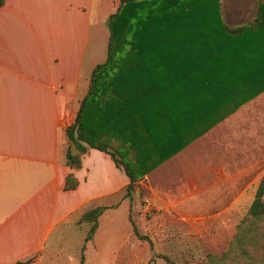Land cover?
I'll use <instances>...</instances> for the list:
<instances>
[{"label":"crops","instance_id":"obj_1","mask_svg":"<svg viewBox=\"0 0 264 264\" xmlns=\"http://www.w3.org/2000/svg\"><path fill=\"white\" fill-rule=\"evenodd\" d=\"M260 1L220 0L222 23L229 28L249 25ZM118 2L5 0L0 5V264H16L45 252L85 210L107 206L98 217L97 230L101 217L119 205L125 204L128 212L129 201L119 194L124 193L129 179L108 153L87 148L78 154L80 167L72 168L65 164L62 148L64 129L73 122L97 63L90 65L89 73L83 72V62L89 60L85 56L90 35ZM247 35L236 37L225 53L193 58L206 62L256 59L260 63L255 68L263 75L264 37L253 30ZM240 43L244 47L238 50L235 45ZM26 61H34V93L55 92L64 78L62 103L34 100L24 111ZM209 65L206 72L214 74V65ZM232 74L224 70V75ZM240 79L247 91L264 84V76L254 80L249 70ZM222 98L205 103L182 98L174 114L177 118L189 116L188 126L176 121L175 126H164L155 140L142 136L137 151L116 152L141 174L133 199L141 195L162 209L183 203L216 204L220 197H229L226 193L232 189L248 187L246 154L264 152L263 127L257 122L259 117L264 120V87L236 103L233 111L231 106L237 101L227 98L221 107ZM67 105H73L74 111L68 109L65 122ZM209 105L213 109L206 113L202 106ZM69 173L78 184L66 190L64 180Z\"/></svg>","mask_w":264,"mask_h":264},{"label":"trees","instance_id":"obj_2","mask_svg":"<svg viewBox=\"0 0 264 264\" xmlns=\"http://www.w3.org/2000/svg\"><path fill=\"white\" fill-rule=\"evenodd\" d=\"M4 1L0 0V5ZM105 26L106 56L93 66L89 87L79 102L73 122L64 129L67 140L64 162L72 168L81 164L80 155L69 154L70 139L81 153L87 148L108 153L129 179L123 197L129 201L127 218L132 231L151 246L150 238L138 232L130 216L132 194L141 174L116 152L137 151V141L142 136L155 140L164 126H175L176 121H184L188 126L189 116L177 118L174 114L175 105L182 98L205 103L212 98L219 100L224 94L221 107L230 97L237 101L233 104L236 107V103L263 89L264 84L255 91H247L241 85V75L248 70L254 80L264 76L255 68L260 63L256 59L219 58L206 62L193 57L225 53L231 49L232 42L248 36L252 30L256 36L264 37V0L258 4L252 22L236 28L222 23L218 0H119L116 9L106 18ZM235 46L238 50L244 47L241 43ZM208 64L214 65V74L206 72ZM224 70L233 74L224 75ZM202 108L206 113L213 109L210 105ZM77 184L71 173L66 175L64 189H73ZM263 196L264 172L257 181L246 215L237 224L227 247L219 254L206 253V264H264ZM106 208L95 206L82 212L76 220L79 224H88L79 264H83L85 244L93 238L98 217ZM161 257L175 263L165 255ZM33 260L30 257L16 264Z\"/></svg>","mask_w":264,"mask_h":264},{"label":"rangeland","instance_id":"obj_3","mask_svg":"<svg viewBox=\"0 0 264 264\" xmlns=\"http://www.w3.org/2000/svg\"><path fill=\"white\" fill-rule=\"evenodd\" d=\"M218 3L220 8V0ZM106 42L107 29L103 21L90 35L85 56L89 60L85 59L82 65L84 73H89L92 63L105 59ZM63 79L58 82L55 92L34 93V61L24 62V111L32 106L34 100L62 103ZM39 80L45 78L40 77ZM259 106L262 108V103ZM68 109L72 113L74 106L67 105L65 122L69 120ZM234 109L236 107L232 105L231 110ZM263 121L260 117L257 120L263 127L264 136ZM66 147L67 140L62 143L65 151ZM245 159L248 187L232 189L226 193L230 194L229 197H220L216 204L183 203L162 209L141 195L138 199L134 198L130 216L138 232L150 238L151 246L147 240L135 236L127 218L126 205H119L113 213L101 217L99 230L97 228L93 238L85 244L83 264H171L162 255L169 257L174 264H206V253L219 254L227 247L237 224L246 215L257 181L264 172V152H247ZM122 193L119 194L120 199H124ZM87 228L88 224L77 222L64 227L45 252L34 256V261L38 264H79L80 248Z\"/></svg>","mask_w":264,"mask_h":264},{"label":"water","instance_id":"obj_4","mask_svg":"<svg viewBox=\"0 0 264 264\" xmlns=\"http://www.w3.org/2000/svg\"><path fill=\"white\" fill-rule=\"evenodd\" d=\"M68 144H69V154L71 156H75L80 153L79 148L77 147L76 143L72 139L68 140Z\"/></svg>","mask_w":264,"mask_h":264}]
</instances>
